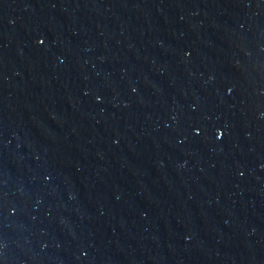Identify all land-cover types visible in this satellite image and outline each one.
Segmentation results:
<instances>
[{"label": "water", "instance_id": "water-1", "mask_svg": "<svg viewBox=\"0 0 264 264\" xmlns=\"http://www.w3.org/2000/svg\"><path fill=\"white\" fill-rule=\"evenodd\" d=\"M0 264H264V0H0Z\"/></svg>", "mask_w": 264, "mask_h": 264}, {"label": "snow or ice", "instance_id": "snow-or-ice-1", "mask_svg": "<svg viewBox=\"0 0 264 264\" xmlns=\"http://www.w3.org/2000/svg\"><path fill=\"white\" fill-rule=\"evenodd\" d=\"M41 44H43V41H40Z\"/></svg>", "mask_w": 264, "mask_h": 264}]
</instances>
